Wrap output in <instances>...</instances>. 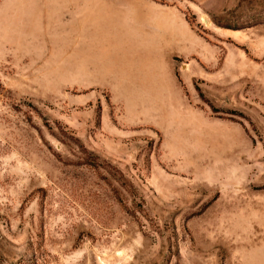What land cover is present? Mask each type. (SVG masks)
Listing matches in <instances>:
<instances>
[{"label": "rangeland", "instance_id": "obj_1", "mask_svg": "<svg viewBox=\"0 0 264 264\" xmlns=\"http://www.w3.org/2000/svg\"><path fill=\"white\" fill-rule=\"evenodd\" d=\"M0 264H264V0H0Z\"/></svg>", "mask_w": 264, "mask_h": 264}]
</instances>
